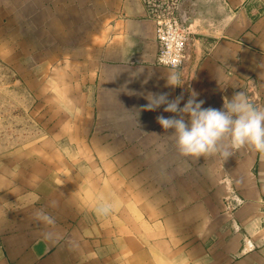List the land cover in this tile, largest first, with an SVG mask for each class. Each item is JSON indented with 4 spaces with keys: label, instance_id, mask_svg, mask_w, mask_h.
Returning <instances> with one entry per match:
<instances>
[{
    "label": "crops",
    "instance_id": "0c3cea01",
    "mask_svg": "<svg viewBox=\"0 0 264 264\" xmlns=\"http://www.w3.org/2000/svg\"><path fill=\"white\" fill-rule=\"evenodd\" d=\"M185 10L194 23L174 70L157 64L142 0H0V21L21 26L9 60L20 45L41 101L59 102L50 135L0 156V264H264V155L181 156L157 121L176 114L147 110L149 95L183 107L193 92L203 108L240 91L264 106V0Z\"/></svg>",
    "mask_w": 264,
    "mask_h": 264
},
{
    "label": "clouds",
    "instance_id": "9594fccd",
    "mask_svg": "<svg viewBox=\"0 0 264 264\" xmlns=\"http://www.w3.org/2000/svg\"><path fill=\"white\" fill-rule=\"evenodd\" d=\"M168 85L180 86L178 76L167 78ZM147 110H155L161 105L173 117H157L158 123L167 131L173 130L177 150L181 156L195 157L220 154L228 158V151L250 147L264 155V106L253 104L243 91L236 92L231 99L224 97L222 109L203 108L204 101H197L196 93L180 107L182 97L169 101L167 94L149 95ZM112 210L110 203L102 197L96 205L98 215H107ZM37 218L53 223L51 217L37 212Z\"/></svg>",
    "mask_w": 264,
    "mask_h": 264
},
{
    "label": "rangeland",
    "instance_id": "374dc122",
    "mask_svg": "<svg viewBox=\"0 0 264 264\" xmlns=\"http://www.w3.org/2000/svg\"><path fill=\"white\" fill-rule=\"evenodd\" d=\"M18 22L0 21V156L11 147L50 135L45 131L54 117L48 114L59 107L57 100L47 97L41 101V70H34L32 64L20 59L23 53L16 54L18 49L23 51L20 45H14V59L9 60L8 33L11 28L21 27ZM16 39L13 37L12 42ZM55 94L58 86L47 84L46 95Z\"/></svg>",
    "mask_w": 264,
    "mask_h": 264
},
{
    "label": "built area",
    "instance_id": "2783aa9c",
    "mask_svg": "<svg viewBox=\"0 0 264 264\" xmlns=\"http://www.w3.org/2000/svg\"><path fill=\"white\" fill-rule=\"evenodd\" d=\"M148 18L155 27V40L158 47L157 64L178 70L187 59L191 38L185 10L187 0H142Z\"/></svg>",
    "mask_w": 264,
    "mask_h": 264
},
{
    "label": "water",
    "instance_id": "95a60500",
    "mask_svg": "<svg viewBox=\"0 0 264 264\" xmlns=\"http://www.w3.org/2000/svg\"><path fill=\"white\" fill-rule=\"evenodd\" d=\"M193 20L192 19H186L185 20V24L188 28H190L193 25Z\"/></svg>",
    "mask_w": 264,
    "mask_h": 264
}]
</instances>
